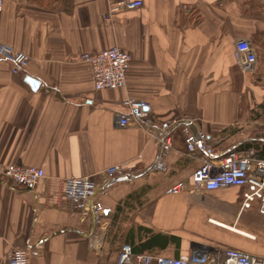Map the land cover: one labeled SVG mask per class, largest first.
Listing matches in <instances>:
<instances>
[{"label": "crops", "instance_id": "crops-1", "mask_svg": "<svg viewBox=\"0 0 264 264\" xmlns=\"http://www.w3.org/2000/svg\"><path fill=\"white\" fill-rule=\"evenodd\" d=\"M106 13V0H3L0 41L26 52L29 63L23 76L0 59V170L37 166L44 177L26 189L0 173V264L13 247L37 250L30 264H116L123 242L134 253L169 257L238 247L234 235L255 238L235 226L238 218L264 220L257 206L241 210L240 187H193L200 161L184 152L186 125L171 129L164 169L148 171L156 142L145 129L117 123L122 100L141 98L156 122L189 119L207 134L219 152L214 162L243 142L264 158V0H143ZM241 38L256 51L254 72L238 64ZM114 45L131 53L126 85L95 90L79 56ZM113 164L137 173L95 192L98 222L82 217L63 180L90 176L97 190L106 181L99 173ZM177 183L182 189L170 192Z\"/></svg>", "mask_w": 264, "mask_h": 264}, {"label": "built area", "instance_id": "built-area-1", "mask_svg": "<svg viewBox=\"0 0 264 264\" xmlns=\"http://www.w3.org/2000/svg\"><path fill=\"white\" fill-rule=\"evenodd\" d=\"M106 18L121 11L134 10L143 5V0H106ZM3 0H0V10ZM236 57L243 72H254L257 68V54L248 39L235 42ZM80 60L90 64L95 90L124 88L131 53L114 45L94 53H82ZM0 59L7 62L13 74L26 75L29 56L26 52L0 41ZM125 108L117 116L119 126L134 125L148 131L158 146L157 156L148 168L162 170L164 156L172 145L171 129L181 119L156 122L148 113L149 104L141 98L126 96L122 100ZM184 152L196 157L200 164L191 172L190 180L195 189L216 190L229 186L242 188L241 210L248 211L257 206L258 215L264 219V158L255 149L220 153L214 162L212 156L219 153L207 134L198 131L195 135L187 126L183 127ZM1 175L26 189H34L44 177L42 167L15 164L5 166ZM137 170L128 164H113L99 173L103 180L128 174L135 176ZM97 182L90 176H69L63 180V194L77 206L82 217L91 215L94 222L102 217V205L95 198ZM182 183L169 189L177 193ZM35 249L13 247L7 257L8 264H30L29 256L37 255ZM116 264H264V255H255L234 247L220 249H196L189 254L169 257L162 254L134 253L131 244L123 243L116 258Z\"/></svg>", "mask_w": 264, "mask_h": 264}, {"label": "rangeland", "instance_id": "rangeland-1", "mask_svg": "<svg viewBox=\"0 0 264 264\" xmlns=\"http://www.w3.org/2000/svg\"><path fill=\"white\" fill-rule=\"evenodd\" d=\"M262 121L263 122L260 127H261V130H264V118ZM259 134L260 136H264L263 131H260ZM223 149H228V148L224 147ZM231 149L224 150V152L222 153L228 152ZM252 210L253 211L256 210L255 204H253ZM235 226L242 230H247V232L254 235L255 238L246 239L239 235H234L233 241L238 246L234 248H237L242 251H246L248 253L255 254V255H264V220H261L255 216L243 215L238 218V220L235 223ZM123 243H127V242H123Z\"/></svg>", "mask_w": 264, "mask_h": 264}, {"label": "water", "instance_id": "water-1", "mask_svg": "<svg viewBox=\"0 0 264 264\" xmlns=\"http://www.w3.org/2000/svg\"><path fill=\"white\" fill-rule=\"evenodd\" d=\"M25 81L28 82L30 84V86L33 89H36V87L39 86V82L38 80H36L35 78L31 77V76H26L25 77ZM179 124H183L186 125L187 127H189V129H191V131L196 135L197 134V129L193 126V123L191 122V120L189 119H182L179 121ZM130 176L128 174H124V175H118V176H114L108 180H106L105 182H103L96 190L100 191L103 190L105 188H107L108 186L116 183V182H120V181H126V180H130Z\"/></svg>", "mask_w": 264, "mask_h": 264}, {"label": "trees", "instance_id": "trees-1", "mask_svg": "<svg viewBox=\"0 0 264 264\" xmlns=\"http://www.w3.org/2000/svg\"><path fill=\"white\" fill-rule=\"evenodd\" d=\"M251 148H253V146H252V144L250 143V142H243V143H240L237 147H235V148H233V149H231L230 151H246V150H249V149H251ZM229 152V151H228ZM228 152H225V153H223V154H226V153H228ZM116 217H117V215H115L114 216V218H113V220H112V226L113 225H115V219H116ZM117 229L116 230H113V228H109V230H108V233L109 234H113V235H117Z\"/></svg>", "mask_w": 264, "mask_h": 264}]
</instances>
